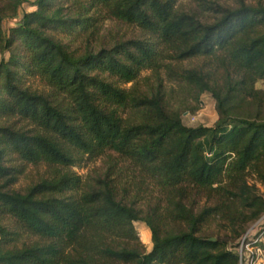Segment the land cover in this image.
<instances>
[{"label": "trees", "instance_id": "trees-1", "mask_svg": "<svg viewBox=\"0 0 264 264\" xmlns=\"http://www.w3.org/2000/svg\"><path fill=\"white\" fill-rule=\"evenodd\" d=\"M205 4L213 22L174 0H0V54H10L0 63V121L25 124L0 125V264H242L247 225L264 217L249 181L264 186V4ZM111 19L141 36L85 52L60 39L90 44ZM192 60L204 63L183 66ZM144 71L154 80L147 91ZM24 76L49 92L25 87ZM205 93L218 121L186 125ZM244 104L256 117L240 114ZM106 156L158 191L148 215L125 202L118 173L74 171ZM28 166L47 176L12 189ZM194 197L205 200L197 211ZM136 222L150 228L151 252ZM214 223L234 237L206 234Z\"/></svg>", "mask_w": 264, "mask_h": 264}, {"label": "rangeland", "instance_id": "rangeland-1", "mask_svg": "<svg viewBox=\"0 0 264 264\" xmlns=\"http://www.w3.org/2000/svg\"><path fill=\"white\" fill-rule=\"evenodd\" d=\"M176 8L189 13H197L200 18L205 22H213L215 20V12L212 10H205V6L201 5L202 1H208L209 4H218L224 8H237L239 6L240 0H174ZM247 4L257 6L259 4H264V0H245ZM29 7V6H27ZM141 36V32L135 27L128 24L116 21V20H105L100 23V33L99 36L92 43L83 42L82 39L74 40L72 37L61 36L60 39L64 43L71 45L73 50L78 49V51L85 52L87 47H91L92 50H100L103 47L111 48L117 42L129 41L136 39ZM10 54L5 56L0 54V63L3 59H9ZM203 60H192L183 63L184 67H199L203 65ZM151 71H144L141 75L140 86L142 90L147 91L148 86L153 84L154 80L149 82L145 81V78L151 77ZM152 78V77H151ZM165 78V75H162ZM23 84L25 87L31 89L32 91L38 93H48L49 89L46 85L39 79L35 77L24 76ZM123 86V85H122ZM130 88V85L123 86ZM176 87L173 83H166V90L168 92ZM259 88L264 89V83L259 84ZM168 96V102L177 107V100L170 98ZM191 108L197 107V104H190ZM199 110L194 113L185 112L183 114V121L188 126H205L214 127L218 121L217 104L212 94L205 93L200 99V104L198 105ZM253 104H244L242 107V112L240 113L245 117H256L257 111ZM264 111V110H263ZM264 114V113H263ZM0 125H15V127H23L25 124L18 122L17 119L11 121H0ZM17 164V163H15ZM74 171L82 176L84 179L103 177L109 172L118 173V179L121 183V192L125 197V202L129 205L136 203V207L142 209L143 216L148 215L151 210L156 206L159 199L158 191L149 185L148 182L141 181L139 177V172L131 167L128 163L118 162L117 159L113 157H101L93 162H87L82 167L74 168ZM47 176V169L44 166H28L25 174L20 176L18 182L12 187L16 191L24 192L30 186H33L39 182L42 178ZM251 184H255L259 190L260 195L264 197V186L255 180V177H250ZM187 204L190 207H195L196 211L205 205V200L194 197L187 200ZM257 223L247 225V233L249 230L257 226ZM222 225V224H220ZM217 223L212 224L207 228L206 234L226 237H234L233 233L223 228ZM136 230L138 232L139 239L142 243V250L146 252H151L153 249L152 242V232L150 228L143 222L135 223ZM259 228V227H258ZM246 233V235H247ZM245 235V236H246ZM244 236V237H245ZM241 245V242H240ZM240 249V246H239Z\"/></svg>", "mask_w": 264, "mask_h": 264}, {"label": "built area", "instance_id": "built-area-1", "mask_svg": "<svg viewBox=\"0 0 264 264\" xmlns=\"http://www.w3.org/2000/svg\"><path fill=\"white\" fill-rule=\"evenodd\" d=\"M239 254L242 264H264V217L242 239Z\"/></svg>", "mask_w": 264, "mask_h": 264}, {"label": "water", "instance_id": "water-1", "mask_svg": "<svg viewBox=\"0 0 264 264\" xmlns=\"http://www.w3.org/2000/svg\"><path fill=\"white\" fill-rule=\"evenodd\" d=\"M214 241H215V239H214Z\"/></svg>", "mask_w": 264, "mask_h": 264}]
</instances>
